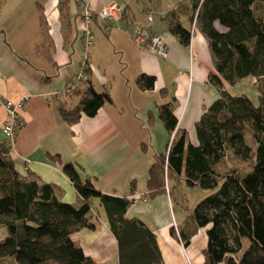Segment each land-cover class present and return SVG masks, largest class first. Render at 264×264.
<instances>
[{"label": "crops", "instance_id": "obj_1", "mask_svg": "<svg viewBox=\"0 0 264 264\" xmlns=\"http://www.w3.org/2000/svg\"><path fill=\"white\" fill-rule=\"evenodd\" d=\"M162 2L163 10L156 11ZM110 3L121 8V16L105 21L104 28L93 23L87 82L96 92L108 93L111 102L94 117L83 116L75 124L64 121L58 109L73 107L80 98L67 91L76 83L83 58L78 0L0 3V98L12 102L27 98L11 158L20 174L53 185L62 202L77 206V193L59 166L72 163L101 193L131 200L126 218L141 221L156 236L164 264H203L206 229L196 231L186 248L170 234L171 228L178 232L186 226L182 219L179 226L175 221L170 189L183 181L166 177V193L154 198L149 197L146 182L156 156L166 153L172 139L157 118V107L171 104L178 129L197 145L195 124L219 98L208 83L209 74L215 72L208 42L197 27L188 46L168 31L169 14L178 8V20L188 28V0H92L91 9L97 12ZM149 13L159 20L150 24ZM138 28L164 37L166 58L140 51L132 40ZM140 74L155 77L152 90L136 84ZM225 87L229 92L232 86ZM6 117L0 105V145L6 142L2 132ZM57 156L58 162L51 159ZM227 166L218 164L223 170ZM144 170L139 183L137 173ZM89 216L94 230L73 234L74 244L95 264H118L117 243L98 200H93ZM197 241L200 246L192 249L190 261L187 249Z\"/></svg>", "mask_w": 264, "mask_h": 264}, {"label": "trees", "instance_id": "obj_2", "mask_svg": "<svg viewBox=\"0 0 264 264\" xmlns=\"http://www.w3.org/2000/svg\"><path fill=\"white\" fill-rule=\"evenodd\" d=\"M188 2L191 26L179 22L178 8L169 14L168 31L183 46L189 45L193 25L206 38L215 70L208 83L219 98L195 124L197 145L178 129L171 104L157 107V118L172 139L148 170L147 192L150 198L166 193V177L213 191L193 209V227L186 223L178 232L171 228L170 234L186 248L196 231L206 229L203 264H264V17L254 9L264 0ZM243 79L254 80L257 104L227 91L225 85ZM155 81L146 74L136 78L142 90H152ZM67 91L80 96L75 106L58 109L69 124L94 117L111 102L108 93L96 92L90 82ZM229 158L248 163L249 169L218 168ZM51 159L59 161L58 156ZM59 166L77 193V206L62 202L53 185L20 174L10 147L0 145V228L7 232L0 241V264H95L72 240L82 229L94 230L89 216L93 200L106 213L118 264H164L156 236L141 221L126 218L131 200L101 193L72 163Z\"/></svg>", "mask_w": 264, "mask_h": 264}, {"label": "built area", "instance_id": "obj_3", "mask_svg": "<svg viewBox=\"0 0 264 264\" xmlns=\"http://www.w3.org/2000/svg\"><path fill=\"white\" fill-rule=\"evenodd\" d=\"M92 0H78V9L81 17L82 26L80 29V38L83 44V58L80 64L79 73L76 76V83L70 85L68 89H74L78 83H84L88 81L87 71L89 68L88 51L91 47L94 39L92 32V26L94 22H99L104 28V23L107 20L118 21L121 16V8L116 3H110L105 5L97 12H93L91 9ZM154 15L149 13L147 15V21L151 24L153 22ZM194 31V25L192 28ZM132 40L138 45L140 51H147L153 54H157L163 58L167 56V47L162 35H151L148 29H136L132 34ZM27 98H22L17 102L9 100H3L0 98V105L4 107L6 111V120L2 126V132L6 140V144L12 150L15 136L19 128L22 126L19 113L24 108Z\"/></svg>", "mask_w": 264, "mask_h": 264}, {"label": "rangeland", "instance_id": "obj_4", "mask_svg": "<svg viewBox=\"0 0 264 264\" xmlns=\"http://www.w3.org/2000/svg\"><path fill=\"white\" fill-rule=\"evenodd\" d=\"M4 2V0H1L0 3ZM166 3L162 2L161 5L158 7L155 6L156 11L163 10V6H165ZM260 6L262 8H260ZM254 9L257 11V14H264V2H258ZM159 16L155 17L154 20H159ZM189 27L191 26L190 23H188ZM83 51V49H82ZM81 51V53H82ZM231 87V86H230ZM230 95L232 96H244L250 99L254 104L258 103V92L256 89V86L254 84L253 79H243L239 81L236 85L232 86L229 90ZM227 165L232 166L234 168H237L239 171L244 172L249 169L248 163H242L239 160H234L233 158H229ZM145 170L143 172L137 173L138 182L140 183L142 181V176H144ZM171 193L173 197V207L175 211V221H177L179 226V221L182 219L187 224H192L193 220L191 217L192 211L195 208V206L208 197L210 194H212L213 191L211 190H204L199 187H189L185 182H182L181 185L178 187V185H175V188H171ZM181 204V205H180ZM181 224V223H180ZM176 232V230H175ZM7 236V232L4 228H0V241H2ZM205 238V236H204ZM200 244H198V241L193 244V247L190 249H187V254H189V260L191 261L192 257L190 255V252L192 249L199 248ZM246 247V244H244V248ZM4 264H12L11 261L4 262Z\"/></svg>", "mask_w": 264, "mask_h": 264}]
</instances>
